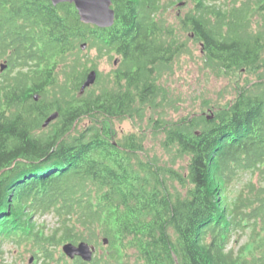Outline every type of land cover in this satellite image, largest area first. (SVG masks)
<instances>
[{
	"label": "trees",
	"instance_id": "trees-1",
	"mask_svg": "<svg viewBox=\"0 0 264 264\" xmlns=\"http://www.w3.org/2000/svg\"><path fill=\"white\" fill-rule=\"evenodd\" d=\"M111 1L114 24L100 29L82 24L69 3L0 0V60L8 66L0 77V243L24 233L34 214L52 212L53 236L34 237L59 264L65 256L55 259L49 246L97 244L100 236L103 253L73 264H264V86L240 87L212 116L169 123L157 113L163 147L187 157L182 173L143 155L140 129L117 143L111 122L161 106V73L185 43L159 17L161 0ZM188 1L180 28L200 42L208 65L264 69L250 25L264 0ZM83 42L117 55L119 66L78 95L88 73ZM55 111L56 128L39 132ZM84 118L92 125L78 130ZM245 172L254 182L237 189Z\"/></svg>",
	"mask_w": 264,
	"mask_h": 264
},
{
	"label": "rangeland",
	"instance_id": "rangeland-1",
	"mask_svg": "<svg viewBox=\"0 0 264 264\" xmlns=\"http://www.w3.org/2000/svg\"><path fill=\"white\" fill-rule=\"evenodd\" d=\"M207 1L218 7L228 4V0ZM243 1L246 0H238L237 5L240 6ZM160 5L162 10L159 17L164 22L174 26L180 41L185 43L184 49L177 55L178 57L161 73L160 82L168 91L166 100L161 101L159 108L145 110L142 117L112 121L111 133L114 134V141L120 143L130 134L137 133L139 129L142 130L143 155L149 159L156 156L164 162V167L182 173L181 168L187 162V157L174 152L176 149L166 150L163 147L165 135L163 132H159L158 127L153 124V119L157 117V113L163 114L169 123L176 122L191 113H203L212 116L220 106L223 107L236 96L240 87L250 86L254 83L264 86V69L226 71L208 65V62L203 58L200 42L194 39L193 35H189V32L180 28L181 18L187 14L192 3L188 0H161ZM250 25L251 30L259 36V41L262 43L260 44L262 46L261 56L264 58V14L258 13ZM86 50L87 47L84 51L81 50L83 70L86 72L95 70L100 73L103 79L109 78L111 80L119 66V57L115 54L100 56L95 47ZM4 63L3 60H0V65ZM7 72L8 66L0 72V75L7 74ZM94 84L87 90H91ZM169 99H171L170 104H168ZM58 124L59 120H54L47 127H41L39 132L51 133ZM91 125L92 122L87 118L80 119L76 123L78 130L89 128ZM250 179L254 182V177L250 172L241 174L234 183L235 187L239 189ZM58 226L59 220L54 213L34 214L30 221L26 222L24 233L17 232L11 238L0 243V264H59L57 260H46L43 257L41 242H37L34 237L35 233H38V238L51 237ZM104 239L106 238L100 236L97 244L95 242L88 243L95 247L93 258L98 257L107 247L108 241L103 244ZM245 239H247V235L242 238V240ZM66 243L70 242H64L56 247H48L53 252L55 259L62 255L61 247ZM64 258L67 260V264L73 263L66 257Z\"/></svg>",
	"mask_w": 264,
	"mask_h": 264
},
{
	"label": "water",
	"instance_id": "water-1",
	"mask_svg": "<svg viewBox=\"0 0 264 264\" xmlns=\"http://www.w3.org/2000/svg\"><path fill=\"white\" fill-rule=\"evenodd\" d=\"M53 6L63 3L72 4L77 12L79 21L84 25L96 26L100 29H108L113 26L115 21V13L112 8L111 0H49ZM249 1V0H246ZM87 43L83 42L80 49L84 51ZM7 68V64L0 65V72ZM97 78V72L90 70L81 83L79 88V95L91 87ZM34 101L38 100V95H34ZM59 116L57 111L50 113L42 122V127H47L50 123L56 120ZM107 243V239L103 240V244ZM61 251L69 260L79 258L82 262L90 263L93 259L95 247L86 242H79L78 244L66 243L62 245ZM32 260V259H31Z\"/></svg>",
	"mask_w": 264,
	"mask_h": 264
},
{
	"label": "flooded vegetation",
	"instance_id": "flooded-vegetation-1",
	"mask_svg": "<svg viewBox=\"0 0 264 264\" xmlns=\"http://www.w3.org/2000/svg\"><path fill=\"white\" fill-rule=\"evenodd\" d=\"M0 77H1V75H0ZM70 261L74 263V261H81V260L79 258H74L73 260H70Z\"/></svg>",
	"mask_w": 264,
	"mask_h": 264
}]
</instances>
